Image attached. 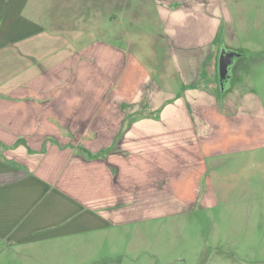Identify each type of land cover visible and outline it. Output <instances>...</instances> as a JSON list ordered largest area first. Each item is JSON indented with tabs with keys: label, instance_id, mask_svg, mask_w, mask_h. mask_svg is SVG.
Segmentation results:
<instances>
[{
	"label": "rangeland",
	"instance_id": "rangeland-1",
	"mask_svg": "<svg viewBox=\"0 0 264 264\" xmlns=\"http://www.w3.org/2000/svg\"><path fill=\"white\" fill-rule=\"evenodd\" d=\"M57 1L53 50L24 70L28 98L4 106L60 141L91 125L100 142L111 134L104 151L79 146L89 157L117 160L121 144L131 156L117 160L119 206L97 213L110 228L0 243V264H264V0H86L85 22ZM225 48L241 54L234 110L186 85ZM101 192L82 198L94 207Z\"/></svg>",
	"mask_w": 264,
	"mask_h": 264
},
{
	"label": "crops",
	"instance_id": "crops-1",
	"mask_svg": "<svg viewBox=\"0 0 264 264\" xmlns=\"http://www.w3.org/2000/svg\"><path fill=\"white\" fill-rule=\"evenodd\" d=\"M62 2L70 4L69 7L73 4L71 7L79 20L88 19L86 0ZM57 3V0H0V68L15 66L12 76L7 77L0 71V243L8 246L76 235L90 227L110 228L112 223L97 213L119 206L112 197L118 185V169H121L117 160L126 162L131 156L121 144L115 153L117 160L112 155L89 157L78 150L79 146L89 145L92 153L104 151L111 146L107 139L111 140V134H106L100 142L102 135L92 128L96 125H91L84 129L82 138L60 141L54 134L38 133L51 130V125L23 123V115L27 113L23 108H12L9 112L4 106L11 98L15 104L28 98L27 93H22L25 97L18 93L24 87V70L43 52L53 50L54 43L49 42V36L53 34L52 21L60 11ZM217 58L215 55L216 68L210 69L207 78L201 76L202 65L197 74L185 75L186 85L200 92L223 94L224 109L234 110L237 104L230 99H239L241 89L229 82L231 77L222 89ZM10 82L14 83L13 93L21 97L2 90ZM76 127L64 125L61 129L77 131L78 135L83 129ZM89 191H103V203L100 200V205L89 206L82 198Z\"/></svg>",
	"mask_w": 264,
	"mask_h": 264
},
{
	"label": "water",
	"instance_id": "water-1",
	"mask_svg": "<svg viewBox=\"0 0 264 264\" xmlns=\"http://www.w3.org/2000/svg\"><path fill=\"white\" fill-rule=\"evenodd\" d=\"M234 63V53L230 52L226 48L223 49L219 57V75L222 89L225 82L231 77L230 68Z\"/></svg>",
	"mask_w": 264,
	"mask_h": 264
},
{
	"label": "flooded vegetation",
	"instance_id": "flooded-vegetation-1",
	"mask_svg": "<svg viewBox=\"0 0 264 264\" xmlns=\"http://www.w3.org/2000/svg\"><path fill=\"white\" fill-rule=\"evenodd\" d=\"M228 51H230V52H232L233 51V53H234V61H236L240 56H241V54L239 53V52H237V51H235V50H232V49H229V48H226ZM232 72V71H231ZM231 72H230V74H231Z\"/></svg>",
	"mask_w": 264,
	"mask_h": 264
},
{
	"label": "trees",
	"instance_id": "trees-1",
	"mask_svg": "<svg viewBox=\"0 0 264 264\" xmlns=\"http://www.w3.org/2000/svg\"><path fill=\"white\" fill-rule=\"evenodd\" d=\"M243 54H245V53H243Z\"/></svg>",
	"mask_w": 264,
	"mask_h": 264
}]
</instances>
